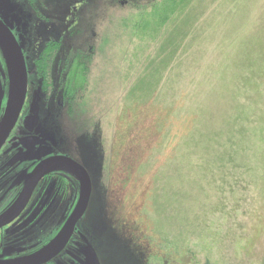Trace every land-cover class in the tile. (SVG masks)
Masks as SVG:
<instances>
[{
    "label": "rangeland",
    "instance_id": "rangeland-1",
    "mask_svg": "<svg viewBox=\"0 0 264 264\" xmlns=\"http://www.w3.org/2000/svg\"><path fill=\"white\" fill-rule=\"evenodd\" d=\"M171 4L0 0L25 52L52 36L80 57L96 48L76 111L31 126L44 151L73 156L97 126L115 172L96 181L83 227L111 264H264V0ZM86 245L82 264H101Z\"/></svg>",
    "mask_w": 264,
    "mask_h": 264
},
{
    "label": "flooded vegetation",
    "instance_id": "flooded-vegetation-1",
    "mask_svg": "<svg viewBox=\"0 0 264 264\" xmlns=\"http://www.w3.org/2000/svg\"><path fill=\"white\" fill-rule=\"evenodd\" d=\"M129 2L130 0H116L119 6ZM19 46L25 60L27 86L19 117L0 146V217L21 194L25 179L33 168L54 156L69 157L86 169L91 181L90 196L94 193L96 181L98 178L102 179L101 174L105 170L115 172V164L110 165V169L100 165L102 144L99 141V146L94 145L99 139L96 125H92L94 128H86L84 138L76 141V156L66 149L44 151L42 144L45 138L41 141L39 132L31 126L32 119H38L41 113L51 114L61 126V116L76 111L79 102L76 93L80 91L84 95L88 88L87 73L95 61V46L87 45L88 52L83 57L79 54H83L81 51L85 49L65 43L61 36L45 40L36 52L30 44V49L26 52L20 43ZM8 89V71L0 50V122L7 106ZM86 139L93 141L84 146L83 140ZM84 148L85 151L88 148V157L83 154ZM101 187L109 189L103 183L100 184ZM79 188V179L68 169H55L44 174L34 186L23 209L13 219L0 224V264H82L86 259L87 241L94 246L101 264H111L108 252L109 258L105 255V259L94 241L86 237L83 224L88 223L91 218L90 200L69 239L48 256L40 255L67 222L78 202ZM103 193L106 195L108 190ZM93 215L95 216V212ZM107 232L105 230L104 240L108 239ZM105 246L108 247L107 241Z\"/></svg>",
    "mask_w": 264,
    "mask_h": 264
},
{
    "label": "water",
    "instance_id": "water-1",
    "mask_svg": "<svg viewBox=\"0 0 264 264\" xmlns=\"http://www.w3.org/2000/svg\"><path fill=\"white\" fill-rule=\"evenodd\" d=\"M0 50L2 52L3 60H5L6 71H8V98L6 103V110L3 114V118L0 122V146L5 142L10 130L16 123L19 112L23 106L26 91V78L27 70L25 66V60H23L22 50L19 43L14 38L11 30L0 19ZM55 169L70 170L80 183V194L78 202L72 210L65 225L58 232L54 240L47 245V248L43 250L40 255L48 256L51 251L58 249V246H62L68 239L76 222L84 214V211L89 202V196L91 193V181L84 167L75 163L69 157L54 156V158L44 160L38 164L33 171L28 174L25 179V185L21 191V194L12 202L11 207L2 214L0 217V224L5 221H9L16 216L32 194V190L38 180L44 176L47 172ZM56 251V250H55Z\"/></svg>",
    "mask_w": 264,
    "mask_h": 264
},
{
    "label": "trees",
    "instance_id": "trees-1",
    "mask_svg": "<svg viewBox=\"0 0 264 264\" xmlns=\"http://www.w3.org/2000/svg\"><path fill=\"white\" fill-rule=\"evenodd\" d=\"M170 1V3H172L171 4V13H170V15L171 14H173L174 13V11L175 10H177V8H178V6H179V4H180V2H181V0H168V2ZM132 245H133V243H132ZM132 245H130V246H132ZM138 245H133V247H131V254H132V257L134 258V259H136L137 257H138V255H139V252H140V248L141 247H137ZM132 257H130L129 259L131 260V259H133Z\"/></svg>",
    "mask_w": 264,
    "mask_h": 264
}]
</instances>
